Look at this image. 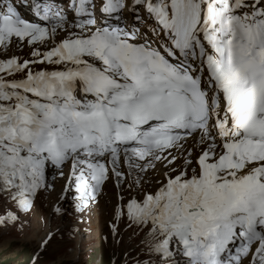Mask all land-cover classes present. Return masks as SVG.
Segmentation results:
<instances>
[{
    "label": "snow or ice",
    "instance_id": "obj_1",
    "mask_svg": "<svg viewBox=\"0 0 264 264\" xmlns=\"http://www.w3.org/2000/svg\"><path fill=\"white\" fill-rule=\"evenodd\" d=\"M102 200L109 264H264V0H0V233Z\"/></svg>",
    "mask_w": 264,
    "mask_h": 264
},
{
    "label": "rangeland",
    "instance_id": "obj_2",
    "mask_svg": "<svg viewBox=\"0 0 264 264\" xmlns=\"http://www.w3.org/2000/svg\"><path fill=\"white\" fill-rule=\"evenodd\" d=\"M106 219L107 208L102 200L100 207L93 213L88 228L84 227L83 234L76 235L74 239L66 233L54 237L41 254L39 264H109L111 244L105 246L100 239L101 233L107 231ZM32 220L34 227L28 237L0 233V264H29L39 236L46 230L42 225L47 221H51L53 225L59 224L50 206L42 208L39 201Z\"/></svg>",
    "mask_w": 264,
    "mask_h": 264
}]
</instances>
